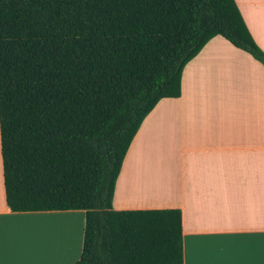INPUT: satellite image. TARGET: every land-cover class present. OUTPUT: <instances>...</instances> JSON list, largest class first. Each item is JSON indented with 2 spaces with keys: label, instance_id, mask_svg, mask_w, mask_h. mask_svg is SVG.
Here are the masks:
<instances>
[{
  "label": "trees",
  "instance_id": "1",
  "mask_svg": "<svg viewBox=\"0 0 264 264\" xmlns=\"http://www.w3.org/2000/svg\"><path fill=\"white\" fill-rule=\"evenodd\" d=\"M221 35L264 66L234 0H0V153L12 211L84 209L75 264H182L178 209L112 208L145 116Z\"/></svg>",
  "mask_w": 264,
  "mask_h": 264
},
{
  "label": "crops",
  "instance_id": "2",
  "mask_svg": "<svg viewBox=\"0 0 264 264\" xmlns=\"http://www.w3.org/2000/svg\"><path fill=\"white\" fill-rule=\"evenodd\" d=\"M234 1L264 52V0ZM112 208L178 209L182 264H264L263 64L221 35L204 42L180 95L161 98L131 140ZM84 223V209L12 211L0 153V264H75Z\"/></svg>",
  "mask_w": 264,
  "mask_h": 264
},
{
  "label": "rangeland",
  "instance_id": "3",
  "mask_svg": "<svg viewBox=\"0 0 264 264\" xmlns=\"http://www.w3.org/2000/svg\"><path fill=\"white\" fill-rule=\"evenodd\" d=\"M160 135V134H159ZM166 139V141H167V138H165Z\"/></svg>",
  "mask_w": 264,
  "mask_h": 264
}]
</instances>
